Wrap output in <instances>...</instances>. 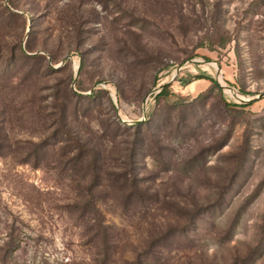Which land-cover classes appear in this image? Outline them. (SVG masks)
I'll list each match as a JSON object with an SVG mask.
<instances>
[{
    "label": "rangeland",
    "instance_id": "rangeland-1",
    "mask_svg": "<svg viewBox=\"0 0 264 264\" xmlns=\"http://www.w3.org/2000/svg\"><path fill=\"white\" fill-rule=\"evenodd\" d=\"M0 264H264V0H0Z\"/></svg>",
    "mask_w": 264,
    "mask_h": 264
},
{
    "label": "trees",
    "instance_id": "trees-1",
    "mask_svg": "<svg viewBox=\"0 0 264 264\" xmlns=\"http://www.w3.org/2000/svg\"><path fill=\"white\" fill-rule=\"evenodd\" d=\"M25 29H26V24H24V26H23V30H25ZM10 57H11V59L16 60V54H15V51H12ZM197 79H208V80L212 81V84H213L214 86H217V87H218V82H217V80H216L214 77L209 76V75H207V74H201V75L195 77V80H197ZM190 82H191V81H190ZM166 89H167V88H164V89L158 94V96L166 95ZM243 105H245V104H243ZM136 126L139 127V128H138V131H137V134L139 135L140 132H141L140 129L142 128V126H140V125H136ZM85 145H87V144H85ZM83 148H84V147H83ZM92 149H93L92 151L96 150V146H94ZM96 151H97V150H96ZM90 152H91V150H90ZM97 153H98V151H97ZM90 162L93 163L92 160H91ZM87 207H88V206H87ZM93 208H94V207H93ZM94 210H95V209H94Z\"/></svg>",
    "mask_w": 264,
    "mask_h": 264
},
{
    "label": "crops",
    "instance_id": "crops-1",
    "mask_svg": "<svg viewBox=\"0 0 264 264\" xmlns=\"http://www.w3.org/2000/svg\"><path fill=\"white\" fill-rule=\"evenodd\" d=\"M194 85V84H193ZM197 85H200V84H196L195 85V88L197 87ZM202 86H207L208 84H207V81H206V79H203V84H201Z\"/></svg>",
    "mask_w": 264,
    "mask_h": 264
},
{
    "label": "water",
    "instance_id": "water-1",
    "mask_svg": "<svg viewBox=\"0 0 264 264\" xmlns=\"http://www.w3.org/2000/svg\"><path fill=\"white\" fill-rule=\"evenodd\" d=\"M67 58H68V57H67ZM67 58H66V59H67Z\"/></svg>",
    "mask_w": 264,
    "mask_h": 264
}]
</instances>
